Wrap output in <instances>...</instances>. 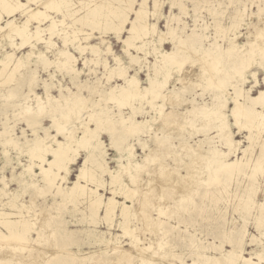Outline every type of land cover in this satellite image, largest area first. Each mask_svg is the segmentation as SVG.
<instances>
[{
	"label": "rangeland",
	"instance_id": "obj_1",
	"mask_svg": "<svg viewBox=\"0 0 264 264\" xmlns=\"http://www.w3.org/2000/svg\"><path fill=\"white\" fill-rule=\"evenodd\" d=\"M21 1L26 2V0ZM99 1L73 0L75 8L78 9L77 15L83 14L87 5L93 6ZM160 1L163 4L157 28L160 31H165V18L171 14H177L179 9L177 6L170 8V0ZM182 2L187 8V14L182 15V20L186 21L189 28L193 27V18L196 19V24L206 25L209 28L206 30L209 40H205V46L209 42H213L215 38L219 45L226 47L229 43L228 38L222 39L213 33L217 20L220 21L222 27H225L229 36L234 21L237 18L245 19V25L242 22L243 25L238 29L240 31L237 38L239 44L252 39L256 29L262 27L261 35L256 38L258 41L256 40L255 43L256 52L259 55L256 56V61L251 64L253 71L256 72L255 79L259 82H256L257 86L255 85L251 90L256 96L259 88L264 89L262 84L264 73L258 66L261 58L264 60V0H182ZM28 6L33 8L35 3L29 2ZM147 7L152 9V0H147ZM258 7L261 8L259 11ZM250 12L254 14L249 16ZM50 14L58 20L62 19L59 17L60 12H51ZM130 17L133 18V15ZM13 18H16L19 23L24 21V16L20 14V11L8 16L0 7V188L5 191V195L0 193L1 203L14 197L18 188L17 179L20 178V171L23 165L28 163V156L24 150L28 143L24 140H31L34 136L41 135L44 137L45 144L54 145L55 140L63 141L65 139V136L51 124L48 112H37L38 99L47 102L46 96L58 97L60 92L65 93V86H69L73 91H79L80 95L89 96L87 89L72 85L69 76L58 67V51L64 49L62 36L53 35L49 42L46 41L48 35H44L43 40H36L32 36L24 39L13 33H4L3 31L7 29V22ZM70 20L71 18L68 16L64 18V22L69 25H71ZM149 21L153 22V18L149 17ZM179 25L181 26L182 23ZM74 26L79 27L78 25ZM67 29L69 30V28ZM187 30L189 29L187 28ZM125 31L123 30L120 35L123 38L128 34ZM90 32L92 34L88 42L98 43L102 49L109 46V52L102 50L99 56L91 57L88 50L79 51L74 46L68 45V51L76 57L75 66L80 69L78 79L82 83L95 81V85H98V82L99 85L100 83H104V85L107 83L123 84L122 79L102 75L104 73L102 62L106 60L108 66H114V56L120 57L127 66L129 59L124 52L122 43L117 40L112 31L104 29H93L92 31L88 26L76 33L75 43L79 42L84 45L85 40L82 39L84 33ZM100 36L104 39L102 43ZM162 47L169 51L172 44L170 41H166ZM146 50L152 51V47L147 46ZM130 52L136 54L132 50ZM137 55L143 58L142 52H138ZM191 55L194 60L202 54L195 52ZM84 57L87 59L85 64L83 63ZM146 57L150 62L154 60L152 53L147 54ZM38 58L44 60L46 66L41 61L38 62ZM143 61L144 59H141V62ZM191 61V58H187L180 69L175 67L169 71L164 88L168 97L164 101L158 102L162 104L161 113L159 115L154 113V121L150 123L151 127L145 132L127 133L125 150L121 152V155L109 146L112 135L110 132L103 130L99 135L100 140L106 145V161L109 169L117 170L119 161L126 165V160L123 158L126 157L125 154L128 151L130 152V163L137 166L133 167L131 172L134 174V183L130 181L127 172H122L123 183L127 184L130 189H136L133 195L132 211L134 216L131 217L129 224L130 231L123 234L121 229L116 226L108 230L106 223L102 221L94 228L91 224L86 223L85 217L77 208H74L72 203L62 201L61 198L53 196L51 192L43 188H37L43 186L42 180L37 178L34 180L36 185H28L23 188L19 199L33 205L30 214L32 217L34 216V230H40V239L25 243L23 246H20V243L17 245L16 241L12 242L13 240L1 241L6 244H0V264H175L178 258H184L190 262L195 258L194 252H199L200 255L196 259V264L200 263L202 257H208V260H204V264H223V254L231 249L242 248L245 253L244 257L249 255L254 257L255 252L262 251L264 234L261 233L264 231L259 230L255 224V217L259 212L255 207L251 206L246 209L244 207L245 202L249 199L254 203L262 204L261 208L264 211V171H257L252 174V177L248 175L250 168L247 167L248 170L245 174H233L227 178L220 177L218 181L208 178L207 155H210V148L216 147L220 152H230L227 154L230 161L237 157L240 158L242 149L248 144L246 139L248 131L244 127L238 129V126L233 123L234 119L229 116L230 126L226 128V131L229 130L232 133V138L237 141V145L228 150L220 142V138H217L219 137L215 127L217 121L213 117L203 116L196 110L186 112L189 107H192V104L194 107H198L201 102L210 103L213 96V86H209L205 80L206 72L202 71L203 65H200V61H195V63ZM2 62L4 63L2 64ZM13 67H15L14 76L7 78L9 73L7 71ZM132 67H128L127 74L131 75L134 71L132 69L138 70L137 76L142 82L141 85H145L146 66L141 64L140 69H138V65ZM219 68H222V65H219ZM177 77H180L181 80H176ZM46 85L50 87L47 93L44 89ZM250 85H253V78L248 76L244 86L247 88ZM171 89H174L177 94L174 95L169 91ZM222 89L231 92V88L227 84ZM95 96L98 95L93 94L86 105L89 106L91 99H97ZM105 104L111 106L113 101L107 100ZM134 104L139 106L137 100L134 101ZM227 106L231 108L233 104L228 102ZM27 107L34 110V113L37 112L35 116L40 121L31 127L20 118V114H23L22 110ZM141 107L145 109V105ZM129 108L128 105L119 107L113 105L110 107L113 110L111 115L120 112L126 114L129 112ZM46 109H49V106H46ZM84 111L81 109L80 119L74 118L79 111L76 113L71 111L64 118L60 113H57L61 120H65V123H71V129L74 128L73 133L71 129H68V134L71 132L74 136L81 135L80 121L82 118H87L85 115L87 110L85 113ZM138 111L135 119L141 121L144 117L141 112L145 110ZM227 114L229 115V111ZM144 118L146 120V115ZM85 120L87 121V119ZM89 125L94 127L93 122ZM152 128H154L153 131ZM22 131H24L23 134ZM4 137L11 138L12 142H16L17 145L3 144L1 140ZM47 140L49 142H46ZM180 143L184 145L181 146ZM257 149L258 145L254 143L251 147L252 157L257 153ZM85 153V150L80 149L75 160L69 164L67 181L62 182L64 188L71 186L75 181L84 161ZM118 156L123 158L116 161ZM33 167L34 172L39 171L37 165ZM174 173L176 175L173 177ZM103 179L108 182L109 176L104 173ZM149 180L150 182H148ZM3 182H6L7 186L4 187ZM153 185L154 187H152ZM103 194L104 198L109 196L108 191H103ZM117 200L123 199L117 198ZM127 203L131 204V201ZM84 206L81 204L78 207L84 209ZM158 207H161L162 213L159 212ZM2 208L3 206L0 205V209ZM5 211L7 210L5 209ZM74 220L80 221L74 223ZM33 232L35 231L31 232V236H37V233ZM240 232H243V239L240 247H237L231 237ZM115 234L120 235L118 245H111L113 247L101 252L103 243L94 240V237L109 238ZM137 246L142 248L141 255L145 260L140 258V250ZM135 247L137 248L135 249ZM146 258L149 260L146 261ZM148 261L151 262L147 263Z\"/></svg>",
	"mask_w": 264,
	"mask_h": 264
},
{
	"label": "bare ground",
	"instance_id": "obj_2",
	"mask_svg": "<svg viewBox=\"0 0 264 264\" xmlns=\"http://www.w3.org/2000/svg\"><path fill=\"white\" fill-rule=\"evenodd\" d=\"M29 2H34L35 7L30 8L28 6ZM169 3L170 8L177 6L179 12L166 17L165 31H160L157 28V21L161 17L159 13L163 4L160 0H152V9H148L147 0H100L93 6L87 5L81 15H77L78 9L75 8L73 0H26V2H22L21 0H0V7L8 16H11L16 11H20V14L24 16L22 23L17 22L16 18L9 20L6 25L7 29L3 32L19 35L24 39L32 36L36 40H43V36L48 35V40L46 41H49L53 35H61L64 49L58 51L57 62L59 65H57L64 74L69 76L72 85L84 87L89 92V96L80 95L79 91H73L69 86H65V93L60 92L58 97L46 96L47 102H42L38 99L37 112H48L50 114L51 124L58 132L65 136V139L63 141L55 140L54 145L45 144L44 137L41 135H36L31 140H24L28 143L24 149L26 156H28V163L24 164L20 174L18 173L20 177L17 179L18 188L15 194L13 193L14 197L7 202L1 203L2 199L0 198V205L3 206V211H0V244H6V242L1 243V241L8 242L13 240L12 242L16 241L17 245L20 243V246H23V244L30 243L31 241H39L40 230H34V216L32 217L30 214L33 205L27 204L19 199L23 188L28 185H36L37 183L34 180H37V178L43 182V186H38L37 188H43L51 192L53 196L61 198L62 201L72 203L74 208H77L85 217L87 224H91L95 228V225L102 221L106 223L108 230L116 226L121 229L123 234L129 232L131 217L134 216L132 204L136 189H130L127 184L123 183L122 172H127L130 181L134 183V174L131 172L133 171V167L137 166L130 163V152L128 151L125 154L126 157L118 156L115 159L116 161L117 159H125L126 165H123L124 163L122 164V161H119L117 170L109 169L107 166L108 162L106 161V145L100 140L99 135L103 130L110 132L112 135L110 136L109 146L115 149L117 154L121 155V152L125 150L127 133L145 132L151 127L150 123L154 121V113H158V115L161 113L162 104L158 102L164 101L168 97L164 91L168 80V73L172 68L176 67V69H180L187 61V58H191L192 63L200 61V65H203L202 71L206 72L205 80L209 83V86H213V96L210 103L201 102L198 107H194L192 104V107H189L186 112L189 113L196 110L203 116L213 117L217 121L215 125L217 135L219 136L217 138H220V142L228 150L233 149L237 145V141H234L232 138V133L229 130L226 131V128L230 126L228 122L229 116L234 119L233 123L238 126V129L244 127L248 131L246 136L248 144L242 149V156L240 158L237 157L230 161L227 158V154L230 152H220L216 147L210 148V155H207L208 178L218 181L220 177L227 178L233 176V174H245L247 172L246 170H248L247 167L250 168L248 175L252 177V174H255V172L264 171V89L259 88L256 96L251 92L257 82L255 79L256 72L253 71L251 64L253 61H256L255 58L259 55L256 52L257 46L255 43L256 38H259L261 35L262 27L256 29L252 35V39H248L245 43L239 44L240 42H237V38L240 35L238 29L243 24L245 25V19L237 18L234 21V26L229 36L226 33L225 27H222L220 21L217 20L214 24L213 33L219 35L222 39L228 38L229 43L226 47L219 45L215 38L213 42H209L205 46V40H209V35L206 32L208 27L206 25L196 24V19L193 18V27L189 28L186 21L182 20V15L187 14V8L182 0H170ZM194 8L196 9V7ZM260 9L258 7V11ZM51 12H60L59 17L62 19L58 20V18L50 14ZM253 14V12H250L249 16ZM130 15H133V18ZM66 16L71 18V25L64 22ZM149 17L153 18V22L149 21ZM242 22L244 23L242 24ZM17 23L19 24L17 25ZM181 23L182 25L180 26L179 24ZM60 25L63 26L59 27ZM74 25H78L79 27ZM86 26L90 27L92 31L93 29L112 31L117 40L122 43L124 52L129 59L127 66L122 62L120 57L114 56V66H108L106 60L102 62L104 70L102 75L122 79L123 84L113 85L107 83L104 85V83H100L99 85L98 82V85H95V81L91 82L92 84L87 82L82 83L78 79L80 69L76 68V57L68 51V45L74 46L79 51L88 50L91 57L99 56L102 50L109 52V46L102 49L98 43L92 44L88 42L92 32L84 33L82 38L85 40L84 45L79 42L75 43L77 38L75 36L76 33ZM123 30H126L125 32L128 33L125 38L120 36ZM166 41H170L172 44V48L169 51L162 47ZM100 42H104L101 36ZM147 46H151L152 51L146 50ZM131 50L136 52V54L131 53ZM138 52L143 53V58L137 55ZM195 52H201L202 55L198 59L194 58L193 60V55L191 54ZM150 53L154 55L152 62L148 61L146 57ZM141 59H144V61L141 62ZM40 61L43 65L45 64L44 60L38 58V62ZM86 62L87 59L84 57L83 63L85 64ZM141 64L146 66L145 85H141L142 82H140L137 76L138 70L132 69L134 70L133 73L131 75L127 74L128 67L138 65V69H140ZM219 65H222V68H219ZM258 66L264 73L263 58L259 61ZM14 71L15 67L9 68L7 78L14 76ZM248 76L253 78V85L245 88L244 85ZM181 78L177 77L176 80H181ZM215 81L217 82L216 85ZM226 84L231 88L230 93L227 92L228 90L222 89ZM262 84L264 85V77ZM49 88L48 85L45 86L46 93L49 91ZM217 89L219 90L216 91ZM169 91L174 95L177 94L174 89ZM93 94L98 95L95 96L97 99H91L89 106L86 105ZM107 100H112L113 105L117 107L128 105L130 110L126 113L127 115L120 111L116 115H111L113 110L110 107H113V105H106L105 102ZM136 100L139 102V106H135L134 101ZM228 102L233 104L231 108L227 106ZM142 105H145V109L141 107ZM46 106H49V109H46ZM81 109L87 110L85 114L87 118H82L80 121L81 135L74 136L72 134L74 128L71 129V123H65V120H61L57 113H60L64 118L71 111L74 113L79 111L75 114L74 118L80 119L82 115L80 113ZM140 109L145 110L141 113L144 114V117L146 115V120H144V117L141 121L135 119V115ZM228 111L229 115L227 114ZM34 112V110L28 109L27 107L22 110L23 114H20V118L29 127L40 122L35 116L37 112ZM84 119H87V121H84ZM91 122H93L94 127L89 125ZM68 129L73 130L72 133L70 132L68 134ZM23 133L24 131H22ZM48 140L46 142H49ZM1 141L5 145L10 143L14 146L17 145L16 142H12V139L7 137H4ZM254 143L258 145V149L257 153L252 157L251 147H253ZM80 149L86 151L82 166L79 168V173H76L77 177H75L76 179L71 186L64 188L62 182L67 179L69 164L75 160ZM194 151L193 149V153ZM34 165L38 166V172L33 171ZM104 173L109 176L108 182L103 179ZM175 175L174 173L173 177ZM3 186H7V183L3 182ZM182 186L184 187V185ZM103 191H108L109 196L104 198ZM0 193L5 195L3 188H0ZM117 198H122L123 200L120 201ZM128 201H131V204H128ZM81 204L85 205L84 209L78 207ZM251 206L257 208L259 212L255 217L256 227L264 231V211L261 208L262 204L254 203L248 199L245 202L244 208L246 209ZM158 210L161 212V207H158ZM162 210H164L163 207ZM79 221L74 220V223ZM32 231L37 233V236H34L35 238L31 236ZM261 234L263 235L264 232ZM119 237L120 235L118 234L109 238L103 236L98 238L96 236L94 240L102 241L103 247H101V250H98L104 252L107 248L113 247L111 245L117 244ZM231 239L235 241L237 247H240L243 232L231 237ZM262 247V251L255 252L254 257L250 255L244 257L245 253H243L242 248L238 250L231 249L223 254V264H263L264 246ZM138 250H140V258H143L141 255L142 248L140 249L138 247ZM193 254L195 258L190 262L184 258H178L175 264H196V259L200 255L199 252H194ZM152 257L154 256L152 255ZM147 260L149 258H146ZM204 260H208V257H202L199 264H204ZM149 262L151 261L147 263Z\"/></svg>",
	"mask_w": 264,
	"mask_h": 264
}]
</instances>
